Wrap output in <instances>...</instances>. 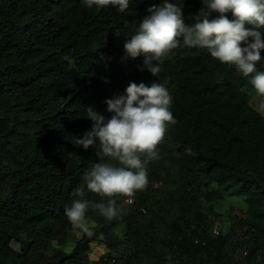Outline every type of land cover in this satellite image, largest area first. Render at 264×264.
<instances>
[{"label": "trees", "instance_id": "trees-1", "mask_svg": "<svg viewBox=\"0 0 264 264\" xmlns=\"http://www.w3.org/2000/svg\"><path fill=\"white\" fill-rule=\"evenodd\" d=\"M177 2L190 26L200 0ZM162 3L130 0L121 13L112 0L91 8L0 0V264H264V115L250 103L257 94L205 50H174L155 77L142 57L125 58L133 27ZM153 80L169 90L176 123L147 165V186L116 196L112 219L90 207L92 231L81 229L65 252L75 228L65 208L91 167L108 159L95 145H76L92 127L86 109L108 119L107 99ZM239 197L244 208L226 207ZM93 246L103 252L92 259Z\"/></svg>", "mask_w": 264, "mask_h": 264}, {"label": "clouds", "instance_id": "clouds-1", "mask_svg": "<svg viewBox=\"0 0 264 264\" xmlns=\"http://www.w3.org/2000/svg\"><path fill=\"white\" fill-rule=\"evenodd\" d=\"M83 2L91 8L95 0ZM112 2L123 13L130 0ZM200 4L190 26L177 0H163L160 6L149 7L148 15L133 27V34L123 45L125 58L142 57V70L155 77L174 50H205L212 60L234 67L248 78L257 95L264 96V71L258 69L264 62V0H200ZM172 99L162 83L130 82L123 94L105 101L110 118L91 107L86 109L92 127L76 138V145L83 150L95 145L108 159L95 163L85 175L84 185L74 190L75 198L65 208V216L74 227H85L90 207L108 219L116 217L119 209L115 197L132 198L147 186V165L159 158L157 145L169 125L176 123ZM87 193L107 197V202L90 204ZM127 200L131 199L125 204Z\"/></svg>", "mask_w": 264, "mask_h": 264}, {"label": "rangeland", "instance_id": "rangeland-1", "mask_svg": "<svg viewBox=\"0 0 264 264\" xmlns=\"http://www.w3.org/2000/svg\"><path fill=\"white\" fill-rule=\"evenodd\" d=\"M250 103H251V106L253 108L262 112V114L264 115V96L253 95L251 97ZM232 204L235 205L236 207H240V208L245 207L243 199H241L240 197L235 198V199H228L226 202V207H228L229 205H232ZM92 228H93V224L88 223V222H85L84 228L75 227L73 232L70 234L69 242H68L66 248L64 249V251L68 253L72 250L75 242L82 237L81 229L87 233H90L92 231ZM100 248L101 247H99V246H93L92 247L93 254L91 253L89 257L92 259L98 257V255L100 253Z\"/></svg>", "mask_w": 264, "mask_h": 264}, {"label": "built area", "instance_id": "built-area-1", "mask_svg": "<svg viewBox=\"0 0 264 264\" xmlns=\"http://www.w3.org/2000/svg\"><path fill=\"white\" fill-rule=\"evenodd\" d=\"M126 203L127 204H132V201L131 200H127Z\"/></svg>", "mask_w": 264, "mask_h": 264}, {"label": "crops", "instance_id": "crops-1", "mask_svg": "<svg viewBox=\"0 0 264 264\" xmlns=\"http://www.w3.org/2000/svg\"><path fill=\"white\" fill-rule=\"evenodd\" d=\"M102 251V249L100 248V252ZM103 252V251H102ZM100 254V253H99Z\"/></svg>", "mask_w": 264, "mask_h": 264}]
</instances>
